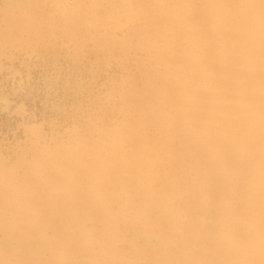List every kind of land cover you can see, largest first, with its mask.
Here are the masks:
<instances>
[{"label":"rangeland","instance_id":"rangeland-1","mask_svg":"<svg viewBox=\"0 0 264 264\" xmlns=\"http://www.w3.org/2000/svg\"><path fill=\"white\" fill-rule=\"evenodd\" d=\"M263 92L264 0H0V264L264 262Z\"/></svg>","mask_w":264,"mask_h":264},{"label":"bare ground","instance_id":"bare-ground-1","mask_svg":"<svg viewBox=\"0 0 264 264\" xmlns=\"http://www.w3.org/2000/svg\"><path fill=\"white\" fill-rule=\"evenodd\" d=\"M260 90V89H259ZM262 90V89H261ZM259 92H261V91H259ZM262 93V92H261ZM260 94V93H259ZM263 94H264V92H263ZM262 94V95H263ZM261 96V95H260ZM264 96V95H263ZM262 96V97H263ZM257 110V109H256ZM258 112V111H257ZM252 113V112H251ZM255 114L253 115V118H255V119H251L252 120V122H253V120H256L257 121V123L258 122H263L264 123V114L263 113H261L260 111L256 114V111L254 112ZM251 116H252V114H251ZM249 118V120H250V117H248ZM250 120V121H251ZM256 123V124H257ZM261 123H260V126H259V124L258 125H256L257 127H261ZM262 123V124H263ZM251 124V123H250ZM255 124V123H254ZM254 126V125H253ZM264 126V125H263ZM263 128V127H262ZM263 188V191H264V187H262ZM263 191H261V192H258V191H253V194H255V196L256 197H258V194H259V196L261 195V194H263ZM262 211H264V209H262ZM261 211V212H262ZM260 212V214H262V213H264V212H262L261 213ZM263 215V214H262ZM262 215H260L259 217H262ZM257 216V215H256ZM255 216V217H256ZM258 216H257V218H259ZM262 219H264V218H262ZM262 219H259V220H262ZM258 221V220H257ZM261 221H259V223H260ZM258 226H260V228H257V230H255V235H256V237L254 236V238L256 239V241H257V246H255V249L257 248V247H259V248H261V249H263V247H264V226L261 224V225H258ZM231 228V227H230ZM236 234V233H235ZM230 236H231V239H235V237H237V236H235L234 235V232H232V230H231V233L229 234ZM239 236V235H238ZM241 240V239H240ZM241 245H243L242 247H245V246H247V245H250L251 246V240H250V237H244L243 238V243H242V241H241ZM235 246V245H234ZM227 247V246H226ZM216 248V247H215ZM234 248V247H233ZM228 249H230V248H228ZM240 249V248H239ZM248 249V248H247ZM251 249H253V246H251ZM227 250V249H226ZM214 251V250H213ZM228 251V250H227ZM250 251V250H249ZM256 251V250H255ZM230 252V251H229ZM221 257H223V256H221ZM224 259V258H223ZM237 259V258H236ZM240 259L241 260H243L241 257H240ZM225 260V259H224ZM229 260V259H228ZM236 262H237V260H235ZM224 262V261H223ZM228 262H232V260L230 259ZM238 263H240V262H237V264ZM228 264H230V263H228ZM241 264H248V262L247 261H243ZM258 264H264V262H258Z\"/></svg>","mask_w":264,"mask_h":264}]
</instances>
